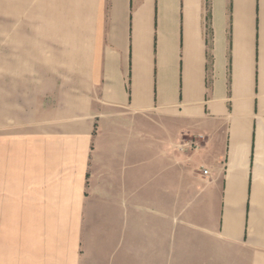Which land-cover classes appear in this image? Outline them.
Wrapping results in <instances>:
<instances>
[{
  "label": "crops",
  "instance_id": "crops-1",
  "mask_svg": "<svg viewBox=\"0 0 264 264\" xmlns=\"http://www.w3.org/2000/svg\"><path fill=\"white\" fill-rule=\"evenodd\" d=\"M0 264H264V0H0Z\"/></svg>",
  "mask_w": 264,
  "mask_h": 264
},
{
  "label": "built area",
  "instance_id": "built-area-1",
  "mask_svg": "<svg viewBox=\"0 0 264 264\" xmlns=\"http://www.w3.org/2000/svg\"><path fill=\"white\" fill-rule=\"evenodd\" d=\"M191 144L197 146L198 145V142L196 140H193V141H191ZM204 172L205 173H208L207 170H205Z\"/></svg>",
  "mask_w": 264,
  "mask_h": 264
}]
</instances>
